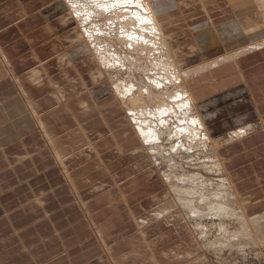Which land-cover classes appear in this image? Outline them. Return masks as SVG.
Masks as SVG:
<instances>
[{
  "label": "bare ground",
  "instance_id": "6f19581e",
  "mask_svg": "<svg viewBox=\"0 0 264 264\" xmlns=\"http://www.w3.org/2000/svg\"><path fill=\"white\" fill-rule=\"evenodd\" d=\"M194 1L200 3L202 24L182 28L191 31L181 39L180 21L171 17L168 0H62L60 5L67 13L65 23L74 27L76 39L83 41L80 54L88 56L96 66L94 78L101 84V92L119 102L116 106L124 111L129 134L140 139V151L146 150L155 167L159 160L167 163L168 169L161 174L163 183L198 231L203 246L216 255L227 250L242 254L248 246L264 244V211L250 217L247 204L239 208L233 205L234 198L236 202L242 198L234 195V184L219 153L228 140L223 134L215 138L209 132L190 87L194 77L264 48V0ZM190 6L193 8L191 3L183 6L184 13H189L186 8ZM216 13H230L234 18L221 22L214 18ZM193 31L198 32L195 45L199 47L193 46ZM187 38L191 43L185 46ZM205 43L210 46L200 47ZM190 49L199 52L194 54ZM194 55L202 58L190 63ZM251 129L252 125L240 126L230 137L239 139ZM209 142L215 152L210 156H216V160L208 158L201 164L211 171L209 175L223 173L226 188L204 176L205 172L189 168L191 153L200 158L202 152H209ZM181 153L186 156L178 160ZM185 161L189 163L187 167ZM168 197L171 196L166 194ZM169 212L163 211L165 214L156 218H167ZM237 220L244 222L240 229L235 228ZM145 235L143 230L140 236Z\"/></svg>",
  "mask_w": 264,
  "mask_h": 264
},
{
  "label": "crops",
  "instance_id": "0c3cea01",
  "mask_svg": "<svg viewBox=\"0 0 264 264\" xmlns=\"http://www.w3.org/2000/svg\"><path fill=\"white\" fill-rule=\"evenodd\" d=\"M61 3L62 0H0V124L5 122L9 127L16 122L15 117L22 119V124L30 122V116L39 117L45 131L52 132L59 141V150L67 149L69 153L83 145L93 147L88 158L74 163L76 171L104 151L117 159L141 158L139 137L125 129L128 125L124 111L116 106L113 96L101 92V84L94 78L97 68L88 56L80 54V42L74 27L65 23L68 17ZM192 80L196 83L191 82L190 88L209 132L215 138L224 135L228 140L219 153L237 193L247 203L248 212L264 211V48ZM246 125H252L253 130L239 139L230 137L231 132ZM91 178L87 183H92ZM125 179V173L103 178V190L95 192L103 191L99 195L104 198L122 197L126 190L104 188ZM132 182L136 191V181ZM87 183L85 190L92 187ZM145 189L139 186L135 196ZM119 204L107 208L115 211L121 208ZM138 222L123 224L119 230L124 231L119 236L149 224L142 219ZM132 235L122 237L120 246L133 241L140 245L137 252L142 253L148 244L155 252L149 255L150 260L160 262L167 257L168 252L165 257L158 254L156 242L146 241L138 232ZM114 238L108 242L114 243ZM99 254L98 245L95 248L94 243H86L60 258L59 264H90ZM184 257L179 253L173 258L179 261ZM123 258L128 262L132 256ZM140 259L145 260V256Z\"/></svg>",
  "mask_w": 264,
  "mask_h": 264
},
{
  "label": "rangeland",
  "instance_id": "374dc122",
  "mask_svg": "<svg viewBox=\"0 0 264 264\" xmlns=\"http://www.w3.org/2000/svg\"><path fill=\"white\" fill-rule=\"evenodd\" d=\"M168 1L171 5V17L180 21L181 29L202 24L199 2L194 0ZM187 3H191L193 8L187 7L186 11L189 13H184L183 6ZM214 18L223 22L234 17L231 18L230 13L225 15L216 13ZM190 31L182 29L178 39L183 38ZM197 33L194 32L195 35L191 36L194 39V47H199L195 45ZM187 40L188 38L184 40L186 41L185 46L191 43ZM209 46V43H205L200 47ZM190 50L194 54L199 52L194 49ZM201 58V55L198 57L194 55L189 62L197 63ZM115 104L118 105L119 102ZM31 112L33 113L32 108ZM24 114H27L26 111ZM21 120L15 117L13 121L16 122L9 127H5V122L0 124V264H59L60 258L66 257L72 250L78 251L80 246L86 243H94L95 248L98 245L100 250L99 256L94 257V261L92 260L90 264H264V244L248 246L249 248L247 247L242 254L227 250L216 255L208 251L201 243L198 231L183 210L176 206L175 201L172 200L174 197L169 193L170 189L163 183L161 174L168 169L167 163L159 160L158 168L153 166L146 150L142 149L145 153H142L143 156L138 159L130 156L117 159L113 155L106 154L105 151L102 155L100 152L90 164L76 171L74 163L82 158H88L89 145H83L69 153L67 149L61 151L58 148L59 141L55 139L52 132L45 131L39 117L30 116V122H24L25 125ZM109 123L111 124L110 121ZM125 129L128 130V128ZM166 145L170 146L169 143ZM209 145H211L210 142ZM212 148V145L209 146V152L208 150L202 152L200 158L195 157L194 152L191 153L193 158H189V163L192 164L189 168L205 172L204 176H210L209 179L214 180L220 187L226 188L222 183L225 179L223 173L220 174L221 177L215 174L211 176L209 175L211 171L207 172L201 164L208 158L216 160V156H210L213 153L215 155ZM185 156L186 154L181 153L177 159ZM189 163L185 161L184 165L187 164V167ZM78 166H81V163ZM64 167L66 168L63 170ZM117 173L121 176L125 173L126 179L104 189L122 188L126 190L125 194L128 197L124 194L122 197L104 198L99 195L103 191L95 192L103 190L102 184L106 183L102 180L103 178L107 179L108 176ZM91 177H93L92 183H90L91 180L87 183L86 180L92 179ZM134 180L138 189L139 186L146 188L138 196H135L138 189L133 191L132 181ZM127 181L129 182L126 183ZM85 183L92 185L91 189L85 190ZM228 189L231 191V188L228 187ZM233 189L234 195L241 198L235 187ZM166 194L171 197L166 199ZM112 204L114 207L119 204L121 208L111 211L107 207ZM246 204L245 200L236 202L234 198V206L239 208ZM167 210H170L167 218H162V216L159 220L156 218L158 214H165L163 211ZM252 216L254 214L250 217ZM141 219H146L149 224L141 228L139 225V229H132L130 234L119 236L124 231L119 230L123 224L138 222ZM218 221L216 220L217 223ZM209 223L212 225V222ZM243 224V221L237 220L235 228L240 229ZM142 230L146 234V241L157 243L158 254L165 257L164 253L168 252L167 257L160 262L156 258L150 260L149 255L154 251H152L153 247L148 244L142 253L137 252L140 245L133 241L124 247L120 246L119 241L123 240L122 237L136 232L141 233ZM214 230L215 235L218 228ZM252 230L256 235L257 231ZM113 236H115V242L112 244L108 242V239ZM179 253L185 254V257L183 260L176 259L175 261L173 257ZM128 254L132 258L128 262L123 261V256ZM142 256H145V260L140 259Z\"/></svg>",
  "mask_w": 264,
  "mask_h": 264
}]
</instances>
